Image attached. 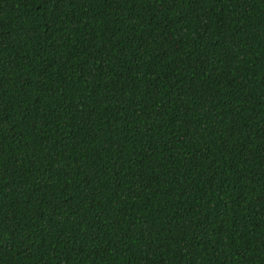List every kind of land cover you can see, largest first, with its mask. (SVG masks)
<instances>
[{
  "label": "trees",
  "instance_id": "16d2710c",
  "mask_svg": "<svg viewBox=\"0 0 264 264\" xmlns=\"http://www.w3.org/2000/svg\"><path fill=\"white\" fill-rule=\"evenodd\" d=\"M0 264H264V0H0Z\"/></svg>",
  "mask_w": 264,
  "mask_h": 264
}]
</instances>
